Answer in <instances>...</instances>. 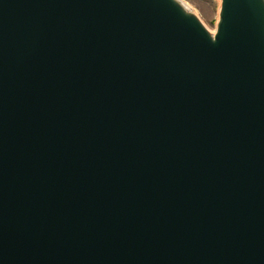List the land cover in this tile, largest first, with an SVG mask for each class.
Masks as SVG:
<instances>
[{"label":"water","instance_id":"obj_1","mask_svg":"<svg viewBox=\"0 0 264 264\" xmlns=\"http://www.w3.org/2000/svg\"><path fill=\"white\" fill-rule=\"evenodd\" d=\"M0 264H264V0H0Z\"/></svg>","mask_w":264,"mask_h":264},{"label":"rangeland","instance_id":"obj_2","mask_svg":"<svg viewBox=\"0 0 264 264\" xmlns=\"http://www.w3.org/2000/svg\"><path fill=\"white\" fill-rule=\"evenodd\" d=\"M210 31L214 32L220 0H181Z\"/></svg>","mask_w":264,"mask_h":264},{"label":"bare ground","instance_id":"obj_3","mask_svg":"<svg viewBox=\"0 0 264 264\" xmlns=\"http://www.w3.org/2000/svg\"><path fill=\"white\" fill-rule=\"evenodd\" d=\"M181 3H183L181 0H179Z\"/></svg>","mask_w":264,"mask_h":264}]
</instances>
